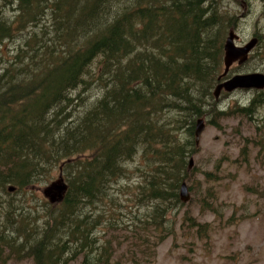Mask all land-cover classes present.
I'll return each mask as SVG.
<instances>
[{"label":"trees","instance_id":"1","mask_svg":"<svg viewBox=\"0 0 264 264\" xmlns=\"http://www.w3.org/2000/svg\"><path fill=\"white\" fill-rule=\"evenodd\" d=\"M226 1L0 0V264H111L104 209L121 207L132 184L140 228L160 242L176 234L180 187L201 183L189 169L197 120L251 121L259 105L214 97L235 22ZM245 140L235 163L260 145ZM57 169L67 190L54 204L36 188ZM202 175L200 202L216 212L220 176ZM182 222L206 230L189 212ZM137 230L118 261L146 262L150 237Z\"/></svg>","mask_w":264,"mask_h":264},{"label":"rangeland","instance_id":"2","mask_svg":"<svg viewBox=\"0 0 264 264\" xmlns=\"http://www.w3.org/2000/svg\"><path fill=\"white\" fill-rule=\"evenodd\" d=\"M227 13L235 16L232 26L240 35L238 45L252 39L255 32L264 33V3L261 0H227ZM231 27V28H232ZM14 46L7 51L12 54ZM264 70V45L256 47L249 59L242 65L234 63L229 76L237 73H252ZM255 95L254 89H237L230 93H222L220 107L235 103L245 106ZM206 117V116H204ZM206 128L202 133L199 151L195 153L192 179L201 182L196 191L191 192V201L181 207L176 234L160 242V235L153 228H140L145 225L139 218L144 209L130 200L133 188L120 194L121 207L112 204L105 206L104 222L100 228L103 239H112V248L117 249L116 259L111 264H132L118 261V256L125 252L131 242L137 243L131 229H138V236H149L150 250L144 264H264V100L260 102L252 120L246 118H229L220 122V128L209 124L206 117ZM240 130V134L237 130ZM246 136L260 145L251 147L250 155L238 165V159ZM252 145V144H251ZM204 171L217 172L219 181L215 182L213 194L209 198L217 211L204 208L200 200L203 197L202 180ZM60 171H54L55 179ZM139 178L133 177L136 182ZM133 183V182H132ZM191 182H189V185ZM211 182H209V185ZM49 184L42 183L36 188L39 195L44 196L43 189ZM208 184L204 185L206 188ZM119 197V198H120ZM44 198H46L44 196ZM189 212L206 224L205 231H189L183 226L182 216ZM120 214L121 220L111 215ZM136 217V218H134ZM131 220V222L129 221ZM117 260V261H116ZM74 262L72 264H78ZM8 264H32L31 261L9 262Z\"/></svg>","mask_w":264,"mask_h":264},{"label":"water","instance_id":"3","mask_svg":"<svg viewBox=\"0 0 264 264\" xmlns=\"http://www.w3.org/2000/svg\"><path fill=\"white\" fill-rule=\"evenodd\" d=\"M239 35L234 28H231L226 38L224 49V71L219 76V82L214 88V97L216 100L220 99L223 91L233 92L237 89H262L264 88V74L260 72L252 73H237L228 76L230 69L234 63L239 65L244 64L249 59L250 53L256 47L258 39L252 38L245 45H238L236 42ZM206 117L202 116L197 120L195 136L196 143L200 145L202 133L206 128ZM195 163L194 156L190 158L189 169H192ZM9 189L13 191L15 187L10 186ZM67 190V183L62 175L43 189L44 196L51 202L55 203L63 199ZM180 196L183 202H188L191 199V192L189 185L184 181L180 187Z\"/></svg>","mask_w":264,"mask_h":264},{"label":"flooded vegetation","instance_id":"4","mask_svg":"<svg viewBox=\"0 0 264 264\" xmlns=\"http://www.w3.org/2000/svg\"><path fill=\"white\" fill-rule=\"evenodd\" d=\"M261 1H263V3H264V0H261ZM237 34L239 35V33H237ZM252 38H257L258 39V42H257V45H256L257 48L258 47H262L264 45V33L262 31H259L258 30L257 32H255L253 34V37ZM239 39H240V35H239ZM247 42H244V44H246ZM244 44H242V45H244ZM259 72L264 74V70L259 71ZM254 90H255V95H254V97H253V99L251 101H254L255 100V103L260 104V102L262 100H264L263 95H261V92L264 91V88H262V89H254Z\"/></svg>","mask_w":264,"mask_h":264},{"label":"bare ground","instance_id":"5","mask_svg":"<svg viewBox=\"0 0 264 264\" xmlns=\"http://www.w3.org/2000/svg\"><path fill=\"white\" fill-rule=\"evenodd\" d=\"M62 174V173H61ZM43 193V192H42ZM43 198H44V196H43ZM47 199V198H46ZM50 202V201H49ZM55 204V203H54Z\"/></svg>","mask_w":264,"mask_h":264}]
</instances>
